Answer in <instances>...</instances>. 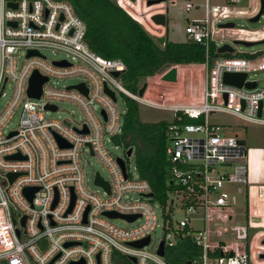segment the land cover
I'll use <instances>...</instances> for the list:
<instances>
[{"label": "built area", "instance_id": "1", "mask_svg": "<svg viewBox=\"0 0 264 264\" xmlns=\"http://www.w3.org/2000/svg\"><path fill=\"white\" fill-rule=\"evenodd\" d=\"M113 1L151 38L166 39L165 0ZM190 1L186 0L184 5L187 13L194 8ZM210 1L205 0L206 16L188 21L184 32L187 41L206 49L215 43L214 37L224 21L252 18L260 9V0H250V6L244 10L237 7L240 0H224L227 5L209 7ZM155 16H164V24L154 22ZM85 36V24L65 1L0 0V98L7 83L13 85L7 105L0 111V264H115L117 255L127 257L132 264H171L165 255L176 245L177 231L184 228H189L193 243L201 250L191 264H264V234L256 233L247 240L248 229L264 228L260 221L250 219L254 201L239 211L230 204L226 190L227 185H244L247 197L253 189L256 198H264V190L260 195V187L264 189L260 183L264 179V149L261 154L245 149V145L238 144L243 139L229 135L223 126L209 123L210 115L224 113L243 124L264 127V88L259 89L257 82L249 79L251 73L264 71V51L186 66L203 67L205 84L195 86L187 80L183 84L185 93L181 87L179 97H168V88L164 87L151 91L148 84L139 96L123 85L126 65L119 59L98 56L88 47ZM240 40L260 41L264 34L259 32L255 38ZM44 51L63 53L64 58L48 61ZM29 52L36 55L28 56ZM21 53L24 63L18 68ZM184 67H175L177 78ZM169 70L157 75L158 80L162 81ZM35 72L47 79L38 99L27 94ZM226 74H245L242 87L225 84ZM64 78L80 81L63 89L50 87L52 79ZM248 83L255 87L247 88ZM81 85L86 94L78 88ZM106 90L114 94L115 101ZM149 92L157 95L150 99ZM117 94L174 116L166 127L165 149L174 190L169 205L161 204L166 234L153 254L143 250L151 245L156 225L153 203L157 200L151 186L139 175L131 174L124 160L105 148L106 136L121 144L117 138L123 132L127 109H119ZM65 101L80 108V124L44 118L47 112H57V103ZM95 104L99 106L98 114L94 112ZM48 106L56 109L52 111ZM18 109L17 128L4 134L3 129ZM60 141L68 146L61 147ZM128 149L124 147L126 158L134 151L127 156ZM85 151L97 157L109 172V181L98 173L94 177V185L104 198L86 187L81 165ZM15 155L22 158L7 159ZM11 174L17 175L12 181ZM97 176L108 184V190L95 183ZM25 189L35 190L31 200L23 193ZM132 193L139 198L126 200ZM151 193L153 196L148 197ZM172 196L179 197L178 204ZM176 209L183 210L185 216L175 217ZM104 213L137 216L132 222L120 219L128 223L141 219L142 223L130 229L118 228ZM192 220L202 222V230L191 228ZM147 237L148 245L130 246ZM161 243L162 257L158 255Z\"/></svg>", "mask_w": 264, "mask_h": 264}, {"label": "rangeland", "instance_id": "2", "mask_svg": "<svg viewBox=\"0 0 264 264\" xmlns=\"http://www.w3.org/2000/svg\"><path fill=\"white\" fill-rule=\"evenodd\" d=\"M174 1L175 5H170V2ZM167 5L166 10V41L172 43H183L187 41L185 36V27L188 21H192L195 19H203L206 16V3L205 0H191L190 2L193 4L194 8L190 12H185L184 5L186 0H165ZM209 7L213 5H227L224 0H212L208 4ZM250 6V0H240L237 4L238 8L245 9ZM250 12L251 10L248 9ZM234 23L235 29H220L217 31V34L214 37V44L216 48L221 47L222 45H228L233 48L234 54L231 57H245L246 55H252L256 53H260L264 51V44L258 43L254 46H244L242 44H235V41L240 40V38H244L242 36L243 32H249L247 35L256 37L259 32H263L264 34V13L260 17L258 22H250L249 18H237L234 20H227L223 23ZM243 41V40H241ZM44 55L47 57L48 61L51 60H59L64 58L63 53H51L50 51H44ZM20 57L17 60L18 68L24 63L23 54H19ZM192 76V77H191ZM250 80H254L258 84L259 89L264 88V71L258 73H251L249 75ZM206 70L203 67H184L181 68L180 74L175 83H165L164 81L158 80L155 76L149 80H147V84L151 91H155L156 89L160 90L163 87L168 88L165 91L168 92V97H174L176 94L181 92L185 93V87L183 84L187 82V80H192L193 85L199 86L200 84H205ZM79 78H64V79H52L50 81V87H54L57 89H63L70 85H74L78 83ZM124 85V84H123ZM12 83H7L4 89V96L0 98V111L7 105L11 94H12ZM142 86V85H141ZM141 88V87H140ZM133 93V92H132ZM135 92L134 94H137ZM157 95V92H149L150 99L154 98ZM179 97V96H178ZM126 97L121 94H117V106L123 112L127 109L126 106ZM58 111L55 113L47 112L44 114L45 119H59V120H68L71 122V125L80 124L83 120V114L80 108L72 103V102H59L57 103ZM138 108V117L141 123L146 124H155V123H163L166 124V127L173 122V113L169 111H163L159 109H155L149 106H144L137 104ZM94 112L96 114L99 113V106L97 104L94 105ZM20 117V110L18 109L15 114L12 116V119L9 121L7 127L3 129V133L6 134L12 129H16L18 126ZM209 123L215 124L219 126H223L228 129L229 135H237L239 138L245 141V149L260 150L264 149V127L254 124H243V122L231 115L224 113H216L209 116ZM105 148L112 156L117 157L119 159L124 160L126 164V168L128 171L134 176H138L137 168H136V157L135 152L126 158L125 150L123 145L114 143L108 136L104 139ZM81 165L84 170L86 187L93 191L99 192L100 195L104 198L102 191H100L94 185V177L95 174L98 173L100 177H102L105 181H109L110 175L107 168L100 162L97 157H93L89 154V152L85 151L84 155L81 156ZM262 167H264V157L262 162ZM262 184H264V179L261 180ZM226 190L230 193L229 202L232 206L239 209V211L246 208L247 204L251 205L250 211L251 216L250 219L253 221L258 220L262 224H264V198L259 199L255 197V193L253 189L249 190V197H247L246 187L244 185L239 184H231L226 186ZM139 197L136 194H128L125 198L126 200L135 201ZM175 199L176 203L179 202V197L172 196ZM153 208L155 212V227L151 233L152 235V243L151 245L145 247L143 250L153 254L155 252L156 247L159 242L165 237V228H164V209L161 206V203L155 201L153 203ZM184 212L181 209H176L175 217L183 218ZM242 218V217H241ZM249 219V218H248ZM112 224L118 228L130 229L134 228L142 223V220H138L134 223H128L124 219L116 218L111 220ZM190 227L194 230H202L203 224L199 220H192L190 223ZM240 230V229H239ZM258 234H264V228L256 229ZM239 234H242L240 230ZM248 240V238H247Z\"/></svg>", "mask_w": 264, "mask_h": 264}, {"label": "trees", "instance_id": "3", "mask_svg": "<svg viewBox=\"0 0 264 264\" xmlns=\"http://www.w3.org/2000/svg\"><path fill=\"white\" fill-rule=\"evenodd\" d=\"M69 3L75 15L85 24V41L91 51L105 59H119L126 65L123 84L130 92H137L147 80L176 66L210 64L218 57L231 58V54H217L211 43L203 45L189 41L163 46L151 38L143 28L127 16L113 0H56ZM127 112L123 132L117 141L125 148H132L136 157V168L141 179L147 181L155 200L163 206L169 205L174 190L169 175L165 152L168 144L166 124L141 123L137 103L126 98ZM170 227L173 229V221ZM176 245L169 249L165 260L171 264H191L201 250L192 241L189 228L178 230ZM256 229H248V241ZM115 264H132L117 255Z\"/></svg>", "mask_w": 264, "mask_h": 264}, {"label": "water", "instance_id": "4", "mask_svg": "<svg viewBox=\"0 0 264 264\" xmlns=\"http://www.w3.org/2000/svg\"><path fill=\"white\" fill-rule=\"evenodd\" d=\"M157 2H160V1H157ZM152 4H153V2H148V5H152ZM263 13H264V0H260V9H259L258 14L252 18H249V21L250 22H258L260 17L263 15ZM153 20L157 24H164V16H155L153 18ZM219 28H221V29H235V24L231 23V22L224 23V24L219 25ZM155 41L158 43V45L163 46L165 43V38H159V39H156ZM234 43L235 44H242L244 46L250 47V46H254L258 43L264 44V40L255 41V42H247V41L238 40V41H235ZM233 52H234L233 48L228 46V45H222L221 47L217 48V54H219V55L232 54ZM33 55H36V53H34V52L28 53V56H33ZM59 65H66V63H59ZM117 75L118 74H115V76H117ZM176 78H177V70L175 67H173L165 75H163L161 80L164 82H168V83H175ZM245 78H246L245 74H226L224 76V83L240 88V87H242ZM46 81H47V79L45 77H41L37 72H35L29 80V87L27 90L28 96L31 98L38 99L41 95L42 85ZM146 87H147V83H144L141 86V88L138 90L139 96L143 95ZM246 87L251 89V88L255 87V84L254 83H248V84H246ZM78 88H80L86 94V90L83 89V85L79 86ZM106 91L111 96V98L115 101L116 99H115L114 94L109 92L108 90H106ZM47 108L51 109L52 111H54L56 109L54 106H48ZM59 143H60V146L63 148L68 146L66 143H64L62 141H60ZM238 144L240 146H244L245 141L244 140H238ZM131 153H132V148H129L128 151L126 152V155L130 156ZM259 153L260 154L262 153V149L260 150ZM20 158H22V157H20L19 155H15V156L8 157L7 159H20ZM120 165H121V168L124 170V166H123V163L121 161H120ZM16 176H17L16 174L9 175L10 181H12ZM95 183L98 185H101L106 190H108V184L106 182L102 181V179L100 177L97 176ZM263 190H264L263 187H260V195L261 196L263 195ZM34 191H35L34 189H25L23 191V193L25 194V196L28 197L29 200H31ZM152 196H153L152 193L148 195V197H152ZM73 200H74V196H72V202H73ZM72 202H71L69 210L72 207ZM87 211L85 212L84 217L86 216ZM104 215L108 218H111V219L125 218L129 222H132L137 218V216L128 217V216H122V215H119L116 213H104ZM23 225H24V219L22 220V226ZM17 235H18V231H17ZM148 243H149V237H147L146 239L139 241V242L130 243V246H132L134 248H142V247L148 245ZM262 244H264V240L262 241ZM69 245L70 244H67L66 246H69ZM158 255L161 257L164 255L163 243L160 244ZM131 260H132V262H135L134 258H131ZM76 264H78V263H76Z\"/></svg>", "mask_w": 264, "mask_h": 264}, {"label": "crops", "instance_id": "5", "mask_svg": "<svg viewBox=\"0 0 264 264\" xmlns=\"http://www.w3.org/2000/svg\"><path fill=\"white\" fill-rule=\"evenodd\" d=\"M247 34L245 33V32H243V34H242V36H246ZM248 36V35H247ZM188 66V65H187ZM186 67V66H185ZM194 67H195V65H194Z\"/></svg>", "mask_w": 264, "mask_h": 264}, {"label": "bare ground", "instance_id": "6", "mask_svg": "<svg viewBox=\"0 0 264 264\" xmlns=\"http://www.w3.org/2000/svg\"><path fill=\"white\" fill-rule=\"evenodd\" d=\"M245 33H246V34H248L249 32H248V33H247V32H245ZM245 37H252V36H247V35H246ZM252 38H255V37H252Z\"/></svg>", "mask_w": 264, "mask_h": 264}]
</instances>
